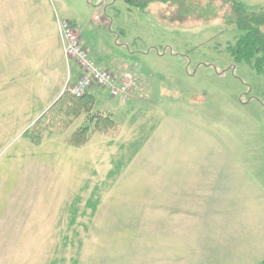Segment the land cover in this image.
I'll use <instances>...</instances> for the list:
<instances>
[{"label":"rangeland","instance_id":"rangeland-1","mask_svg":"<svg viewBox=\"0 0 264 264\" xmlns=\"http://www.w3.org/2000/svg\"><path fill=\"white\" fill-rule=\"evenodd\" d=\"M204 2L140 9L126 0H0V264H160L151 260L156 251H139L141 235L163 227L142 207L156 194L172 216L183 207L201 212L215 204L201 187L237 197L228 212L222 204V217L238 219L243 232L264 231L250 225L264 219V73L233 56L241 31L222 12L202 10ZM64 20L97 65L128 66L152 96L131 76L132 100L110 103L119 123L111 133L66 144L87 123L83 113L35 145L24 132L74 81L58 29ZM97 103L93 111L107 109ZM230 223L222 233L234 237Z\"/></svg>","mask_w":264,"mask_h":264},{"label":"crops","instance_id":"crops-1","mask_svg":"<svg viewBox=\"0 0 264 264\" xmlns=\"http://www.w3.org/2000/svg\"><path fill=\"white\" fill-rule=\"evenodd\" d=\"M242 2V0H239ZM157 3V2H155ZM243 3V2H242ZM154 4V3H151ZM150 4V5H151ZM149 5V6H150ZM46 12V11H45ZM44 13L43 21L46 18V13ZM13 13H11L12 15ZM23 16V15H22ZM13 23V21H11ZM39 28V27H38ZM45 28V26H44ZM25 30H19V33L23 34ZM1 32V31H0ZM18 31H16L17 33ZM10 35L14 34L15 31L11 28L9 32ZM13 36L10 37L13 40ZM23 38V37H21ZM81 40L83 42V46L86 48V41L84 39ZM13 47V43L11 42ZM10 47V46H9ZM8 48V47H7ZM14 48V47H13ZM8 52V51H7ZM6 52V54H7ZM88 52V51H87ZM89 53V52H88ZM1 55V53H0ZM90 55V54H89ZM94 60V56H91ZM63 55L59 58L57 66L63 63ZM53 61V60H51ZM96 63V62H95ZM53 68L55 67L54 62H49ZM75 67L74 71V79L78 76L79 70L75 63H73ZM99 67L107 69L105 64L98 63ZM5 72H8V67L2 66ZM25 67L28 68L25 72H30V62L29 58H27V63H25ZM0 67V71H1ZM122 72L131 73V76L135 78H139L140 87L142 88L144 85L145 89L148 91L149 87L147 81L144 82L141 79H145L143 75H139L136 72L130 70L128 66H122L121 68H116L115 72L118 74H122ZM30 76V75H29ZM62 88L58 90L53 98L55 101L61 94ZM89 93L92 95L94 100V108L95 103L101 105L106 103L107 109H103L102 112L112 113V104L118 101L117 104H125L126 102H130L132 99L131 97L125 99L123 97H111L106 90L100 88H92L90 89ZM148 94L149 91H148ZM151 95V94H150ZM152 96V95H151ZM52 100V101H53ZM157 185H150V186H140L137 189V193L139 195L147 193L148 190H155ZM212 191V193H211ZM146 192V193H143ZM199 195L202 196L211 194L212 199L214 200V205H199V209L201 212L193 209H188L183 207V211L176 216H172L174 210L170 207H167L166 201H160L155 196L154 201L150 202L152 206L145 205L142 208H146L149 206L151 208L153 218L158 217L159 220L163 223V227L161 229H156L157 233H155V229H150L149 234H142L141 237H144L147 244L145 246H141L140 250L143 251H156V257H152L155 263L158 261L160 264H261L264 262V231L261 230L260 233L255 231L246 230L245 232L242 231L240 228L241 224L237 221L238 219L234 218L233 216L230 217H222V204H226V212L231 209V206L234 205L235 199L237 197L233 195H229V193L224 192H215L209 188L205 189V187H201L197 190ZM151 193V192H150ZM154 194V193H153ZM210 206V207H209ZM205 213H203V209ZM218 208L221 212L220 215H215V209ZM217 220V222H216ZM216 222V223H215ZM223 222H231V226H236L237 228H232L235 232L234 237H228L227 235L222 233L221 223ZM218 225H214V224ZM162 225V224H161ZM250 225L252 227L258 225H262L264 227V219L259 220H251ZM205 227V228H204ZM259 229V228H258ZM244 230V229H243ZM218 234L219 236H217ZM212 236V237H210ZM149 243V244H148ZM187 243H193V245H188Z\"/></svg>","mask_w":264,"mask_h":264},{"label":"trees","instance_id":"trees-1","mask_svg":"<svg viewBox=\"0 0 264 264\" xmlns=\"http://www.w3.org/2000/svg\"><path fill=\"white\" fill-rule=\"evenodd\" d=\"M126 1L132 6L144 9L151 3L170 0ZM202 10L209 13L222 12L227 23L234 25L241 31V35L235 44L229 47L230 52L237 60L252 63L257 72L264 73V4L255 8H248L239 0H205ZM93 104L94 100L89 91L80 97L64 91L33 123L32 127L24 132V135L33 144L39 145L46 132L55 129L64 131L84 113L87 123L77 125L65 137V143L68 145L84 146L95 132L111 133L119 125L113 113L95 112L93 111Z\"/></svg>","mask_w":264,"mask_h":264},{"label":"built area","instance_id":"built-area-1","mask_svg":"<svg viewBox=\"0 0 264 264\" xmlns=\"http://www.w3.org/2000/svg\"><path fill=\"white\" fill-rule=\"evenodd\" d=\"M62 40L63 55L67 62L74 61L79 69V76L75 81L66 83L63 91L73 96H83L90 89L97 87L106 90L111 97L128 98L134 88V80L129 73L117 76L108 69L99 67L83 47L81 38L74 27L64 20L58 24Z\"/></svg>","mask_w":264,"mask_h":264}]
</instances>
